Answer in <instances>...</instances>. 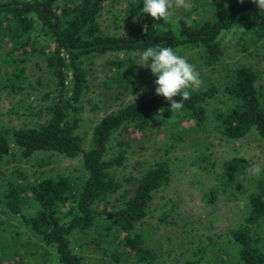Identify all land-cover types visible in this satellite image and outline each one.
I'll return each mask as SVG.
<instances>
[{
	"label": "trees",
	"instance_id": "trees-1",
	"mask_svg": "<svg viewBox=\"0 0 264 264\" xmlns=\"http://www.w3.org/2000/svg\"><path fill=\"white\" fill-rule=\"evenodd\" d=\"M109 1L0 0V91L17 95L26 89L23 83L29 78L22 64L30 59H36L38 67L43 64L54 84L51 92L43 93L36 125L0 123V175L6 174L0 213L18 217L37 239L0 221V264H29L35 257L39 264H85L73 245L81 234L97 244L102 241L114 264H264V169L244 192L239 178L248 160H224L215 177L206 148L199 147L206 146L203 131L211 121L227 142L238 143L249 134L264 142V85L259 73L241 65L222 83L210 78L183 101L182 109L172 111L155 93L150 61L143 67L137 60L148 47L170 46L189 62L196 59L200 69L212 70L223 56L225 34L236 32L232 34L253 43L264 37V11L253 0H201L198 12H181L164 22L142 12L143 0H122L125 17L137 27L110 34L101 24ZM111 56L96 68L97 61ZM97 79L102 108L118 104L86 138V133L80 134L82 98ZM221 92L224 107L214 109L211 118L209 107ZM128 96L132 98L126 101ZM12 114L29 118L32 113L26 109ZM117 134L126 140H115ZM187 142L200 152L189 155V165L216 180L202 193L204 202L216 205L220 194L238 199L229 188L246 193L239 221L220 239L224 245L213 238L196 243L177 204L167 200L152 208L156 195L172 180L167 155ZM129 147L139 152L149 147L154 157L136 162V174L123 176ZM53 158L77 160L78 166L72 174L45 169ZM9 165L12 168L2 173ZM203 184L199 177L202 191ZM151 214L156 223L147 221ZM160 226L175 230L183 261L177 259L181 255L170 260Z\"/></svg>",
	"mask_w": 264,
	"mask_h": 264
},
{
	"label": "rangeland",
	"instance_id": "rangeland-1",
	"mask_svg": "<svg viewBox=\"0 0 264 264\" xmlns=\"http://www.w3.org/2000/svg\"><path fill=\"white\" fill-rule=\"evenodd\" d=\"M214 1V0H212ZM219 1V0H217ZM193 7L190 10H185L183 8H174L172 18L179 17L180 13L192 11L193 13L198 12L201 5V0H191ZM126 3H122V0H110L107 2L101 17L102 28L110 33H128L131 30H135L137 24L134 20H130L124 15V7ZM115 22V23H114ZM236 32H230L225 34L222 38L223 46V56L212 70L207 68L200 69L197 67L196 59H193L194 65L200 73L202 79V85L200 88H204L208 85V79H214V82H224L225 76L229 72L238 66L246 65L251 67L255 72L259 73L260 83L264 85V37L258 40L256 43L250 42L249 38L237 33V35L232 34ZM246 50L242 51V47ZM257 53H261V57H258ZM133 56V55H132ZM108 58L104 57L97 61L96 68L99 69V64H102ZM195 58V57H194ZM139 65L145 66V62L140 60V56L137 58ZM36 59H30L28 62L22 64L25 68V74L29 80H25L23 83L26 85L21 93L17 95H8L4 91H0V123L1 124H14V125H36L40 119H38L37 110L43 106L41 98L43 93L54 89L53 79L49 76L45 70L43 64L39 67L36 65ZM213 71V72H212ZM102 78L103 74L98 73L96 76ZM28 81L29 84L28 85ZM99 79L92 83L85 96L82 98L84 105L82 113V122L80 124V134L84 136L87 134L88 138L92 127L96 122H98L105 114L109 111L116 110L115 107L118 103L110 102L109 105L102 108V95L103 91L97 88L99 84ZM97 82V83H96ZM51 92V91H50ZM132 96H128L126 101H129ZM218 101L216 100L209 107L210 117L212 118L213 110H222L224 104H222L221 99L226 100L222 92L218 95ZM28 109L31 111V116L29 118L18 117L17 115H11L12 111L22 113ZM109 109V110H108ZM203 133L208 136L206 140V146H199L201 150L206 148V154L210 157L207 160L208 163L213 164L215 169L214 176L219 174L221 163L233 156H241L248 160V165L245 173L239 178V186L242 191H246L253 181L259 177L253 176L251 174V168L254 164H260L262 170L264 169V142L259 140L255 135L249 134L243 138L240 142H227L218 133L213 130L212 121L204 129ZM116 139L125 141L126 138H122L119 134L116 135ZM114 140V142H115ZM187 142L182 147L176 148L175 151L170 152L167 156L169 158L171 169H172V180L169 187L162 193L159 192L154 200L152 208L161 202L169 200L170 202L177 204L182 216H185L186 222L189 224L188 232L193 234L195 237V242L200 239L204 243L207 238H213L220 240L227 234V229L233 227L240 219V208L243 206L244 196L246 193L235 191L229 188V192H235L238 199H232L227 194H220L219 201L216 205H208L201 198L204 191H207L215 182V177H207L206 172H201L197 174L189 163L193 162V159L189 155H196L197 152L190 144ZM147 148V149H146ZM145 151L139 152L137 149L129 147L128 149V159L125 162V167L121 170L120 174L127 176L130 174H136V165L138 161H152L153 160V150L149 147H145ZM116 150V149H115ZM204 152V151H203ZM182 161V162H181ZM51 165L45 169H54L59 171H65L68 174L74 173V169L78 166L77 160H60V158L51 159ZM200 163V162H199ZM201 164V163H200ZM12 168V165L4 166L1 169L2 173H7L8 170ZM33 168H27L30 172ZM6 175V174H4ZM4 175H0V190L2 189V182ZM199 177L205 180L203 184V191L199 188ZM253 180V181H252ZM2 207H0V211ZM0 221L7 223V225L13 226V230H18L21 235L26 236L30 240H37L33 234L28 232V229L22 224L18 217L11 218L8 214L0 213ZM149 222L156 223L154 214H151L150 218L147 220ZM159 232L161 234L160 240L164 245L165 250L171 253L170 260L175 257L180 261L184 260V255L176 244V234L175 230L172 228H162L159 227ZM80 240H75L73 245L75 246V251L78 255L84 257L85 264H114V261L109 258L111 253L105 250L102 241L98 240L99 243L94 241V238L88 237L84 234L79 235ZM154 237V236H153ZM81 245V248L78 246ZM223 244V241L220 243ZM85 245V247H84ZM87 245V246H86ZM41 251V250H40ZM53 253V252H52ZM37 257L29 260V264H39L37 262ZM49 263V261H48ZM182 264V263H180Z\"/></svg>",
	"mask_w": 264,
	"mask_h": 264
},
{
	"label": "clouds",
	"instance_id": "clouds-1",
	"mask_svg": "<svg viewBox=\"0 0 264 264\" xmlns=\"http://www.w3.org/2000/svg\"><path fill=\"white\" fill-rule=\"evenodd\" d=\"M243 3V0H238ZM258 8L264 11V0H253ZM191 0H143L142 12L153 20L169 21L173 16L172 9L183 8L190 10ZM143 62H149L148 68L156 77L155 93L170 103L172 111H179L184 107L183 101L191 98L193 91L199 90L202 79L196 66L189 62L186 56L180 55L170 46L154 45L148 47L140 56ZM180 97L177 101L174 97ZM262 171L260 164H254L251 174L259 177Z\"/></svg>",
	"mask_w": 264,
	"mask_h": 264
}]
</instances>
